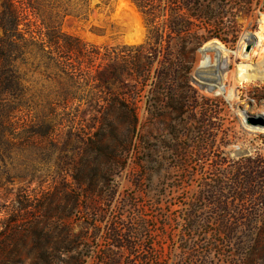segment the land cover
<instances>
[{"label": "rangeland", "instance_id": "obj_1", "mask_svg": "<svg viewBox=\"0 0 264 264\" xmlns=\"http://www.w3.org/2000/svg\"><path fill=\"white\" fill-rule=\"evenodd\" d=\"M70 4L61 12L67 13L65 33L98 45L147 39L144 17L131 0ZM220 4L231 18L225 17L212 32L227 43L218 37L204 43L191 74L197 104H204L197 116L209 122L210 136L205 140L212 147L203 157L196 155L202 126L193 113L181 119L165 113L150 117L145 112L146 92L139 102L143 141L128 155L121 151L120 166L103 182L100 194L75 190L60 157L82 152L98 135L101 146H114V125L120 135L127 123L93 118L88 111L97 101L93 79L83 88L74 85L67 70L55 67L57 60L54 63L40 46L16 62L28 89V107L17 114L16 148L9 153L0 150V240L6 243L0 242V264H108L105 252L113 247L110 228L132 224L138 247L133 254L121 252L122 264L132 258L139 264H264L251 250L259 234L242 230L224 235L215 221L220 214L264 218V204L252 202L250 195L241 199L230 189L231 178L220 177L232 175L249 158L264 162V0ZM230 19L234 24L229 31ZM68 61L76 65V78L95 75L86 63ZM240 67L252 74L249 80L239 78ZM66 93H72L69 99L64 98ZM205 108L207 117L201 116ZM217 180L226 182L218 194L228 200L229 214L211 204L214 199L208 192ZM66 192L79 200L75 207ZM257 199L264 200V194ZM190 205L199 210L197 229L185 224ZM35 226L42 231L39 242L33 236ZM38 247L50 262L38 256Z\"/></svg>", "mask_w": 264, "mask_h": 264}, {"label": "trees", "instance_id": "obj_2", "mask_svg": "<svg viewBox=\"0 0 264 264\" xmlns=\"http://www.w3.org/2000/svg\"><path fill=\"white\" fill-rule=\"evenodd\" d=\"M86 0H83V3ZM71 0H2L0 12V150L11 152L16 148L17 114L28 107V89L18 71L16 62L32 52L34 46H40L57 64L55 67L66 69L74 85L87 86L90 79L95 82L91 88L95 90L93 98L97 101L89 110L93 118L104 121L126 122L127 129L119 134V128L114 125L115 145L103 147L102 138H92L82 152H69L60 157V162L66 165L63 171L69 176L75 190L89 194H100L103 182L114 168L120 166L121 151L127 155L140 146L143 138L139 136L140 105L142 97L147 92L145 112L150 117H161L163 113L181 119L188 113H193V119L198 122L199 111L204 104H197L198 92L191 84V74L197 60L198 50L210 39L220 38L212 29L221 26L225 17L231 18L229 10L225 11L220 2L223 0H131L144 17L148 28L147 39L139 44L98 45L84 41L62 31L63 18ZM234 21L230 19L227 29L230 31ZM212 25V27H210ZM215 26V27H214ZM64 58L66 61L59 60ZM77 59L78 65L87 64L95 69V75L76 78L75 64L68 60ZM84 72V71H83ZM77 86V88H78ZM92 92V90H91ZM66 93L65 99H69ZM73 96V95H71ZM167 109L162 112L161 109ZM206 109V108H205ZM203 109L207 117V109ZM86 112V111H85ZM83 115H85L83 113ZM203 118V117H202ZM208 120L200 121L201 131H198L196 143L200 148L196 155L203 157L207 147L212 142L205 138L210 136ZM70 139L66 141V146ZM176 140H182L176 135ZM179 146V145H178ZM80 153V154H79ZM124 165V162L121 164ZM230 175L219 174L224 179L232 180L230 189L238 191L243 199L245 195L254 197L252 202L264 204L257 199L264 194V162L246 160ZM68 179V178H67ZM224 180L215 181L210 186L211 204L219 212L230 213L228 200H221L218 194ZM67 200H73L66 192ZM201 198V197H200ZM199 200V199H198ZM77 205V198L73 200ZM221 205H225L224 208ZM191 206V205H190ZM189 206V207H190ZM192 206L185 214V224L191 229L201 225V217ZM219 233L227 235L246 230L260 235L251 250L264 260V218L237 217L231 219L226 214L216 217ZM135 228L117 226L110 228V240L113 247L105 252L108 264H122L121 252L133 251L138 247ZM33 236L38 242L42 231L35 226ZM1 242V240H0ZM1 242V245H5ZM3 248L2 250H5ZM38 256L50 262L49 256L38 247ZM126 264H139L130 259Z\"/></svg>", "mask_w": 264, "mask_h": 264}, {"label": "bare ground", "instance_id": "obj_3", "mask_svg": "<svg viewBox=\"0 0 264 264\" xmlns=\"http://www.w3.org/2000/svg\"><path fill=\"white\" fill-rule=\"evenodd\" d=\"M239 74H240V79L242 80V79H244V80H246V79H250L251 78V76H252V74H247V72L245 73V70H244V68L243 67H240V69H239ZM246 74V75H245ZM257 76V75H256Z\"/></svg>", "mask_w": 264, "mask_h": 264}, {"label": "water", "instance_id": "obj_4", "mask_svg": "<svg viewBox=\"0 0 264 264\" xmlns=\"http://www.w3.org/2000/svg\"><path fill=\"white\" fill-rule=\"evenodd\" d=\"M261 120H262L261 124L264 125V117L263 116L261 117Z\"/></svg>", "mask_w": 264, "mask_h": 264}]
</instances>
